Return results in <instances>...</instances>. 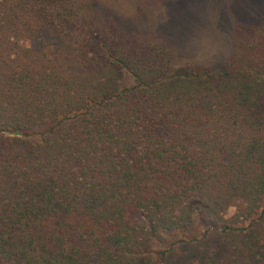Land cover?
<instances>
[{
  "label": "trees",
  "instance_id": "16d2710c",
  "mask_svg": "<svg viewBox=\"0 0 264 264\" xmlns=\"http://www.w3.org/2000/svg\"><path fill=\"white\" fill-rule=\"evenodd\" d=\"M166 1L0 0V264H264V21L177 66Z\"/></svg>",
  "mask_w": 264,
  "mask_h": 264
},
{
  "label": "rangeland",
  "instance_id": "374dc122",
  "mask_svg": "<svg viewBox=\"0 0 264 264\" xmlns=\"http://www.w3.org/2000/svg\"><path fill=\"white\" fill-rule=\"evenodd\" d=\"M263 17L264 0H168L147 7L139 19L129 22V28L169 46L173 65H206L218 72L253 44ZM131 82L129 76L123 80L125 84ZM234 210V206L230 207L228 214ZM189 231L201 234L197 220ZM181 238L182 235H165L168 243L179 242ZM210 243L218 242L210 238ZM177 244L180 245L177 256L181 258L188 256L191 244L195 245ZM146 248L155 254L163 247L151 241Z\"/></svg>",
  "mask_w": 264,
  "mask_h": 264
}]
</instances>
